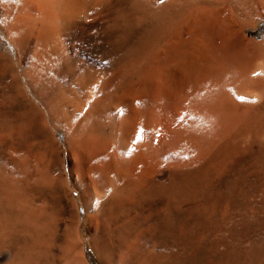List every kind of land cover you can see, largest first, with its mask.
<instances>
[{"label": "bare ground", "instance_id": "obj_1", "mask_svg": "<svg viewBox=\"0 0 264 264\" xmlns=\"http://www.w3.org/2000/svg\"><path fill=\"white\" fill-rule=\"evenodd\" d=\"M253 1L0 0V264H264Z\"/></svg>", "mask_w": 264, "mask_h": 264}, {"label": "rangeland", "instance_id": "obj_2", "mask_svg": "<svg viewBox=\"0 0 264 264\" xmlns=\"http://www.w3.org/2000/svg\"><path fill=\"white\" fill-rule=\"evenodd\" d=\"M254 6H264V0H254L253 4ZM224 5H227L229 7L230 3H224ZM249 32V33H248ZM246 36L249 38L255 39L256 42L261 43L264 41V18L259 21L257 26L255 28H249L246 32ZM253 36V37H252ZM3 30L0 28V51L3 53V51H9L13 52V48L11 47L9 42L7 40H3ZM2 38V39H1ZM1 93V92H0ZM1 100V99H0ZM252 226H254L253 222L248 221V228L252 229ZM87 254L92 259L93 262H97L96 257L94 255V252L92 249H90V246H87ZM252 264H258L256 261H251Z\"/></svg>", "mask_w": 264, "mask_h": 264}]
</instances>
